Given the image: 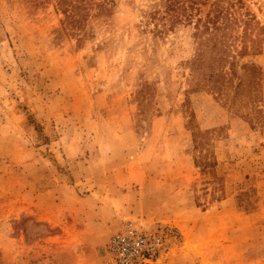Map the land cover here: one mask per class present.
I'll use <instances>...</instances> for the list:
<instances>
[{"label":"rangeland","instance_id":"obj_1","mask_svg":"<svg viewBox=\"0 0 264 264\" xmlns=\"http://www.w3.org/2000/svg\"><path fill=\"white\" fill-rule=\"evenodd\" d=\"M56 1L0 0V264H102L127 222L169 236L158 264H264V127L194 92L193 24ZM195 7L264 72V0Z\"/></svg>","mask_w":264,"mask_h":264},{"label":"trees","instance_id":"obj_2","mask_svg":"<svg viewBox=\"0 0 264 264\" xmlns=\"http://www.w3.org/2000/svg\"><path fill=\"white\" fill-rule=\"evenodd\" d=\"M70 1L72 0H57L56 2L62 13L72 20L74 16L70 14L77 8L68 5ZM165 1L167 24H164L163 28L171 29L183 22L193 24V38L197 50L190 62V72L194 81V92L208 91L215 100L221 102L236 116L244 113L242 109L253 106L258 116L257 122L264 127V117H262L264 72L255 63L241 62L248 53L246 49L235 56L226 55L223 32L228 29L230 22L218 21L222 13L221 9H215L213 14L209 11L204 18H201L194 14V12H199L195 5L201 0ZM72 23H77V20H73ZM247 115H250V112L247 111L243 117L246 118Z\"/></svg>","mask_w":264,"mask_h":264},{"label":"built area","instance_id":"obj_3","mask_svg":"<svg viewBox=\"0 0 264 264\" xmlns=\"http://www.w3.org/2000/svg\"><path fill=\"white\" fill-rule=\"evenodd\" d=\"M170 245L164 230H148L127 222L110 236L102 264H158Z\"/></svg>","mask_w":264,"mask_h":264}]
</instances>
